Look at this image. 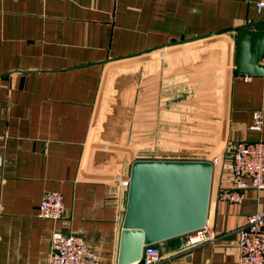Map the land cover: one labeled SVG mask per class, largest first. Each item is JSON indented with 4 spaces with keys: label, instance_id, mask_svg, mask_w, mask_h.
<instances>
[{
    "label": "crops",
    "instance_id": "obj_1",
    "mask_svg": "<svg viewBox=\"0 0 264 264\" xmlns=\"http://www.w3.org/2000/svg\"><path fill=\"white\" fill-rule=\"evenodd\" d=\"M260 22L264 0H0V264H44L53 232L80 237L99 264H116L130 162L183 160L128 158L113 146L121 127L133 132L147 107L169 122L190 103L199 65L212 70L219 58L221 145L203 159L217 158L206 213L215 238L187 249L184 234L153 245L155 264H236L237 230L264 209V189L246 190L240 203L216 193L230 185L234 145L264 142V75L234 71L236 31ZM254 110L260 131L247 129ZM211 142L197 153L209 155ZM50 191L63 199L57 220L37 215Z\"/></svg>",
    "mask_w": 264,
    "mask_h": 264
},
{
    "label": "water",
    "instance_id": "obj_2",
    "mask_svg": "<svg viewBox=\"0 0 264 264\" xmlns=\"http://www.w3.org/2000/svg\"><path fill=\"white\" fill-rule=\"evenodd\" d=\"M264 22L236 31L234 71L263 76ZM211 164L207 160L134 159L129 165L116 264L140 257L141 247L204 225Z\"/></svg>",
    "mask_w": 264,
    "mask_h": 264
},
{
    "label": "built area",
    "instance_id": "obj_3",
    "mask_svg": "<svg viewBox=\"0 0 264 264\" xmlns=\"http://www.w3.org/2000/svg\"><path fill=\"white\" fill-rule=\"evenodd\" d=\"M263 2L257 3V8ZM264 64V56L262 57ZM263 124L260 111L251 113L248 130L260 131ZM231 181L226 189L218 190L216 197L229 203H240L248 189H264V142L239 141L231 152ZM211 166L217 163L212 157ZM2 155L0 153V165ZM62 195L55 191L45 193L38 203L37 215L57 220L63 214ZM215 234L206 224L184 234V248L212 241ZM159 260L158 249L153 244L141 247L140 257L129 264H155ZM44 264H99L92 250L78 236L53 232L49 237L48 254ZM236 264H264V209L247 214L237 230Z\"/></svg>",
    "mask_w": 264,
    "mask_h": 264
},
{
    "label": "rangeland",
    "instance_id": "obj_4",
    "mask_svg": "<svg viewBox=\"0 0 264 264\" xmlns=\"http://www.w3.org/2000/svg\"><path fill=\"white\" fill-rule=\"evenodd\" d=\"M215 68L205 62L203 66L191 76L194 90H190L186 105H181L178 112L166 116L162 122L159 113L161 108L147 107L142 123L135 122V129L126 130L121 127V138L113 144L119 151L125 152L127 157H142L152 154L157 157H176L183 160H203L219 151L221 132L224 120V87L222 60L215 62ZM201 68V69H200ZM219 68L220 72H217ZM215 70V71H213ZM207 72L208 75L204 74ZM189 78L188 75L185 76ZM169 110H166V113ZM171 113H169L170 115ZM177 115V116H176ZM130 132V133H129ZM197 135V136H196ZM207 135L206 137H201ZM214 147L209 155L197 153L203 150L211 140ZM98 143V141H96ZM189 152V153H188ZM196 153V154H191ZM177 160V159H174Z\"/></svg>",
    "mask_w": 264,
    "mask_h": 264
}]
</instances>
